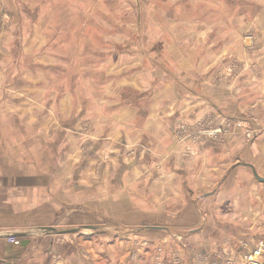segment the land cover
Here are the masks:
<instances>
[{
    "label": "crops",
    "instance_id": "crops-1",
    "mask_svg": "<svg viewBox=\"0 0 264 264\" xmlns=\"http://www.w3.org/2000/svg\"><path fill=\"white\" fill-rule=\"evenodd\" d=\"M16 68L0 75V264H147L148 245L179 234L200 239L205 264H243L242 249L257 247L264 182L245 162L264 176L258 140L205 139L184 152L194 141L181 125L228 99L204 94L194 75L160 70L135 81L148 95L103 96L87 109L78 101L54 130L51 100L39 102L30 71ZM15 232L25 233L18 244L7 236Z\"/></svg>",
    "mask_w": 264,
    "mask_h": 264
},
{
    "label": "rangeland",
    "instance_id": "rangeland-1",
    "mask_svg": "<svg viewBox=\"0 0 264 264\" xmlns=\"http://www.w3.org/2000/svg\"><path fill=\"white\" fill-rule=\"evenodd\" d=\"M258 55L264 57V0H0V75L8 79L13 69L14 76L15 67L30 71L37 100H51L54 130H64L65 114L78 101L87 109L103 96L148 95L135 81L160 70L183 81L186 72L202 81L204 94L228 101L181 125L194 141L184 152L196 154L195 144L205 139L221 143L241 135L248 147L257 139L264 174V61ZM108 80L115 83L110 90L100 85ZM183 237L148 245L147 264H205L200 239ZM255 242L262 249L254 258L264 264V237ZM246 247L242 263L253 264L247 255L257 247Z\"/></svg>",
    "mask_w": 264,
    "mask_h": 264
},
{
    "label": "water",
    "instance_id": "water-1",
    "mask_svg": "<svg viewBox=\"0 0 264 264\" xmlns=\"http://www.w3.org/2000/svg\"><path fill=\"white\" fill-rule=\"evenodd\" d=\"M245 164L249 165V166L252 168L253 173H254V175H255V177H256L257 179H259L260 181L264 182V176H262V175H260V174L258 173V171L256 170L255 166H254L252 163H250V162H245ZM86 226H87V225H86ZM88 226L90 227V225H88ZM44 228H45V229H52V230L55 229L53 226H44ZM44 228H43V229H44ZM79 229H80V227H73V228H71V229H63V230H60V231H58V232H77V231H79ZM23 234H25V233H23V232H15L14 234H7V235L19 236V235H23Z\"/></svg>",
    "mask_w": 264,
    "mask_h": 264
},
{
    "label": "built area",
    "instance_id": "built-area-1",
    "mask_svg": "<svg viewBox=\"0 0 264 264\" xmlns=\"http://www.w3.org/2000/svg\"><path fill=\"white\" fill-rule=\"evenodd\" d=\"M250 133L253 134V130H250ZM8 236V240L12 243H16L18 244L19 243V238H17L16 236L14 235H7ZM262 247L261 248H256L252 253H250L249 255H247V258L250 259L251 263L253 264H261L260 261H258L255 257L256 254H258L260 251H261Z\"/></svg>",
    "mask_w": 264,
    "mask_h": 264
}]
</instances>
